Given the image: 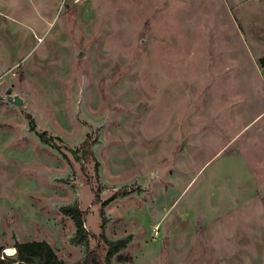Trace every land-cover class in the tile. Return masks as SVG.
Segmentation results:
<instances>
[{"label":"rangeland","instance_id":"obj_1","mask_svg":"<svg viewBox=\"0 0 264 264\" xmlns=\"http://www.w3.org/2000/svg\"><path fill=\"white\" fill-rule=\"evenodd\" d=\"M9 87L24 102L0 101L1 247L264 264V0H0ZM101 236L128 243L108 256Z\"/></svg>","mask_w":264,"mask_h":264},{"label":"trees","instance_id":"obj_2","mask_svg":"<svg viewBox=\"0 0 264 264\" xmlns=\"http://www.w3.org/2000/svg\"><path fill=\"white\" fill-rule=\"evenodd\" d=\"M29 129L36 133L41 142L57 148V145L54 141L56 137H48L45 131H36L32 121L29 122ZM89 148L87 146L86 140H84L81 144V149L85 155L87 154L91 156ZM128 193L129 192L126 190L118 191L114 197L127 195ZM62 211L63 213L70 214L73 217V219L76 221L78 229H81L79 230V233L84 234V229L81 228V220L79 217L81 212L79 209L76 206H66L62 208ZM101 239L107 244L108 256L118 253L128 243L127 238L116 241H108L103 238V236H101ZM13 247L15 248V253L12 255H5L2 253L4 248L0 246V264H63L49 244L45 241L15 242ZM78 264H101L98 256V250H89L86 253L84 261Z\"/></svg>","mask_w":264,"mask_h":264},{"label":"water","instance_id":"obj_3","mask_svg":"<svg viewBox=\"0 0 264 264\" xmlns=\"http://www.w3.org/2000/svg\"><path fill=\"white\" fill-rule=\"evenodd\" d=\"M1 100H6L17 107L21 106L24 102L21 96L13 92L12 87L7 88L3 93L0 92V101Z\"/></svg>","mask_w":264,"mask_h":264},{"label":"bare ground","instance_id":"obj_4","mask_svg":"<svg viewBox=\"0 0 264 264\" xmlns=\"http://www.w3.org/2000/svg\"><path fill=\"white\" fill-rule=\"evenodd\" d=\"M4 252L7 253L8 255H12L15 253V248L14 247H5Z\"/></svg>","mask_w":264,"mask_h":264}]
</instances>
